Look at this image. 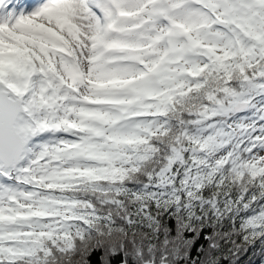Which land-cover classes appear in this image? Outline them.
I'll return each instance as SVG.
<instances>
[{
  "label": "snow or ice",
  "instance_id": "6c2138e0",
  "mask_svg": "<svg viewBox=\"0 0 264 264\" xmlns=\"http://www.w3.org/2000/svg\"><path fill=\"white\" fill-rule=\"evenodd\" d=\"M264 264V0H0V264Z\"/></svg>",
  "mask_w": 264,
  "mask_h": 264
},
{
  "label": "trees",
  "instance_id": "16d2710c",
  "mask_svg": "<svg viewBox=\"0 0 264 264\" xmlns=\"http://www.w3.org/2000/svg\"><path fill=\"white\" fill-rule=\"evenodd\" d=\"M99 253L95 254L93 257H92V260L94 262V264H99ZM251 256V250L249 251L248 254L246 255H243L241 257V260L239 262V264H249V257ZM254 264H261V260L259 258H256L255 261H254Z\"/></svg>",
  "mask_w": 264,
  "mask_h": 264
}]
</instances>
